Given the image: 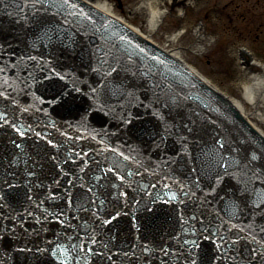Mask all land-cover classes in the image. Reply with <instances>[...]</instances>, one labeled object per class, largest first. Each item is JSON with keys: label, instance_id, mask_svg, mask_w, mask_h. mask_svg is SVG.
Here are the masks:
<instances>
[{"label": "water", "instance_id": "obj_1", "mask_svg": "<svg viewBox=\"0 0 264 264\" xmlns=\"http://www.w3.org/2000/svg\"><path fill=\"white\" fill-rule=\"evenodd\" d=\"M65 2H67V6L72 3L76 4L74 0H65ZM54 4L52 0L41 5L36 3L35 8L33 7L34 11L31 12L30 10L23 12L22 3L18 7H14L13 3L7 1L0 5L2 38H10L15 46L18 45V49H22L24 43H29L30 49L33 48L31 51L36 56L38 55L35 60L37 66L38 63L43 66L52 63L55 70L61 69L65 57L57 55L61 52L60 39L66 40L64 46L69 48L68 53L73 54L67 56L69 60L66 64V67L73 71L72 76L55 75L52 77L53 82L41 86L42 92L53 95L50 100H54L53 109L57 117L71 122L70 127L64 132V123L59 120L60 124H57V129L52 128L48 131V138L41 137L38 143L33 139L35 142L27 144L28 152H25L22 158L16 161L17 172L14 174L16 176L18 173L26 172L30 181L26 182L24 190L20 192L14 190L15 187L12 186L14 183H9L10 176L8 180L4 177L0 178V241L14 237L18 239L19 243L26 246L13 253L7 252V255L0 247V264H58V261L68 263L70 258L73 260L72 264H116L119 260L144 264V257H141V260L135 254L127 253L128 246H117V241L123 240L124 237L127 238L130 230L129 226H124V218L118 216L113 219L112 216L116 211L104 209L103 204V206L94 207V204L97 205L96 200L105 194L106 183L96 182V185H92L86 169L93 166L94 163H84V157L94 149L102 148L107 138H111L112 141L113 136H116V139L126 148L128 142L126 136L131 134L132 138L143 144L145 167L148 162H153L156 159L161 164V168L169 170L170 164L176 168L180 166L174 160L169 163L167 158L168 153L173 150L171 141L178 136H184L190 140L186 148L193 155L195 165H198L208 155L218 152L225 153L227 149L223 151L224 146L236 143L238 154L228 150L227 154L230 156H226V164L231 166V171L222 176L224 184H228L232 177L239 178L240 171L236 169L235 161H240V165L245 167L247 162L244 160L254 158L250 146L252 143H257L255 147L264 151V137L250 126L225 98L205 87L191 73L183 69L179 72L188 75L191 82L173 80V77L181 76L179 73L175 75L173 72L178 69L177 66L166 55L156 51L145 42L141 41L143 46L154 52L159 57L160 63L168 66L167 72L159 71L155 65H151L152 62L148 59L144 60V64L141 63V69L138 61L134 60L133 62V59H130L135 50L124 45L127 39L117 32H112L104 24L100 26L101 30H98L97 33L90 30L89 24H77L75 21L66 24V28L62 31L61 28L57 29L51 20H54L60 10L52 11ZM78 16L81 17V14ZM84 18L91 19L90 16H84ZM77 28L83 30L84 33L79 32ZM128 35L135 39L133 34L129 33ZM37 44L41 45L43 50H35L34 47ZM104 47H107L110 52L108 56L103 52ZM50 51L54 53L51 57H49L52 55ZM6 52L9 53L8 47ZM144 58H146L145 55ZM26 80H29V75ZM24 88L25 86H18L15 89L10 86V89L7 90L5 86L3 87L11 93L14 90L24 91ZM47 94L44 95L48 97ZM127 96H135L138 99L151 96L155 98V105L145 109L144 113L141 112L138 105H133L129 109L124 104L127 102ZM206 103L207 107H210L208 110L204 109L203 104ZM120 106L122 109L119 110ZM128 111L138 115L136 118L130 117V121L140 122L141 131L133 129L129 130L130 134L126 132L127 128L125 127L130 123L129 116L126 114ZM154 111L165 113L163 126L155 123L150 117L153 116ZM144 114L147 115L144 116ZM73 125H75V129ZM97 128L100 132L99 136L95 135ZM233 136L237 137V142L230 141ZM113 140L115 141V139ZM217 161L219 167H225L220 158ZM189 165L184 163V167L188 168ZM213 167H216V164ZM199 168L201 169V167ZM80 169L81 171H79ZM246 171V169L242 170L245 174ZM99 172L102 174L103 170L101 172L100 169ZM198 172V175L193 174L192 178L191 173H188V178L186 177L184 180L187 182L185 188L176 187L177 191L174 196L180 202L184 201L186 197L188 198L190 192L195 194L197 190L212 184L210 175L204 174L203 170ZM263 173L264 168L257 174L262 175ZM80 180L89 188V191L83 192V183ZM8 185L10 187L6 190ZM93 187L94 189L91 191L90 189ZM1 190H5L4 193H9V195L1 194ZM123 190L125 188L117 187L116 192L118 193L115 192L113 195H111L112 191L105 192L115 203L118 201L115 198H118ZM44 194H49V197L56 194L54 198L59 203L56 205L58 208L55 219L50 214L53 213L52 204L46 205V210L51 212L43 214H41L42 208L34 205L41 200ZM123 194L126 202L123 203L122 208H126L128 196L126 193ZM87 196L93 198L92 203L94 204H89L86 207L83 205H86L84 201L88 200ZM154 197L155 194L152 193L144 194V202ZM19 200L25 201L27 204L30 203L31 214L28 218L23 215H15V217L11 215L12 210L15 209L12 204ZM7 201L10 202L7 203ZM187 207L184 204L179 208L176 212V219L167 208H161L158 216L151 215L150 219L149 215H146L145 218L149 220L148 228H137L143 237L140 240V247L144 250V244L148 246L146 256L152 263L156 264L157 257L155 256L161 255L160 242L163 239L167 242L168 238L171 241L174 240V237L168 234L172 231L173 226H178L179 221L184 225L180 215L187 210ZM69 208H72V212L78 209L80 215L82 213L85 215H83L84 220H80L78 225L85 226L87 232H90L84 239L81 237L82 234L75 233L73 228L75 225L69 223V218H71L69 215L72 213ZM135 215V221L137 220L138 223L143 221V210ZM118 218L119 220H117ZM1 221L4 224H1ZM8 229L11 232H8ZM46 229L55 231L57 234H51V238L56 240V245H53L56 253H53V249L48 254H43L42 248L50 237V231ZM28 230H32V233ZM94 237L97 241L91 243ZM132 237L134 238L133 235ZM216 243L218 242H213V245ZM178 244H175L173 253L166 255L164 252L165 258L161 257L157 264H199L201 262L197 255L194 259L196 263H194L190 253H186L185 249ZM191 246H199V249L209 248L208 241L197 243L195 241V244ZM215 249L216 246H212L210 252H214ZM19 254L21 257L16 256ZM125 254L127 257H124ZM211 259L212 255L208 257L207 261L209 262Z\"/></svg>", "mask_w": 264, "mask_h": 264}, {"label": "rangeland", "instance_id": "obj_2", "mask_svg": "<svg viewBox=\"0 0 264 264\" xmlns=\"http://www.w3.org/2000/svg\"><path fill=\"white\" fill-rule=\"evenodd\" d=\"M100 1L178 53L264 133V0Z\"/></svg>", "mask_w": 264, "mask_h": 264}, {"label": "bare ground", "instance_id": "obj_3", "mask_svg": "<svg viewBox=\"0 0 264 264\" xmlns=\"http://www.w3.org/2000/svg\"><path fill=\"white\" fill-rule=\"evenodd\" d=\"M91 4V6H93L95 9H98L100 10L101 12L103 13H107V14H113V11H112V7L110 4H108L107 2L105 1H100V0H94V1H91L89 2ZM156 13V16H157V13L158 12H155ZM160 14V13H158ZM114 16V15H113ZM115 17V16H114ZM154 20V17H151L150 21L153 22ZM132 28V30L134 32H136L137 34H139L141 37H147V36H144V32H142L138 27H135V26H130ZM170 53H172L173 56H176V57H179V55H177L178 53H176L173 49H168ZM200 76V78L206 83V84H209V85H212L211 82L203 77L201 74H198ZM254 125V123H252ZM257 128V127H256ZM261 132V131H260Z\"/></svg>", "mask_w": 264, "mask_h": 264}]
</instances>
